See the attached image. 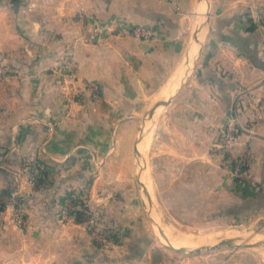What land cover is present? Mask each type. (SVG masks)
I'll use <instances>...</instances> for the list:
<instances>
[{
	"label": "crops",
	"instance_id": "0c3cea01",
	"mask_svg": "<svg viewBox=\"0 0 264 264\" xmlns=\"http://www.w3.org/2000/svg\"><path fill=\"white\" fill-rule=\"evenodd\" d=\"M6 14L0 5V53L23 60L0 74V264H260L239 249L181 260L155 245L132 123L177 89L151 135L152 154L173 158V202L203 201L212 219L264 217V0H25L14 25ZM228 127L232 155L251 151V181L218 149Z\"/></svg>",
	"mask_w": 264,
	"mask_h": 264
},
{
	"label": "rangeland",
	"instance_id": "374dc122",
	"mask_svg": "<svg viewBox=\"0 0 264 264\" xmlns=\"http://www.w3.org/2000/svg\"><path fill=\"white\" fill-rule=\"evenodd\" d=\"M25 0H0V5L6 6L9 9V14H6L5 17L7 18V23H11L14 25V22L16 21L17 17V11L19 9V6L24 3ZM4 32L8 33L7 28L4 29ZM11 33V32H10ZM8 48H13L12 46H8ZM20 49H22L21 46H19ZM7 49V48H6ZM24 52V47H23ZM22 50L20 53H22ZM9 54L6 56L4 54L0 53V74H12L15 73L18 69V62L23 60V58H14L13 52L8 50ZM27 63V61H26ZM25 63V64H26ZM62 75L60 77L56 76V79L61 81ZM197 93V92H196ZM196 95V94H195ZM193 96H186V98H192ZM158 98H156L157 100ZM155 100V101H156ZM153 105V104H152ZM152 106L146 107H139L137 109V120L133 122L134 126V142L135 140H140L139 135L141 134V125L143 123L145 134L147 135L146 131L149 129V140L146 145V153L145 158L147 159V156L149 155L151 157L152 152L156 151L153 146H151V135L155 134L158 130V124L157 119L160 114V118L163 117V115L172 113V107L173 104H170L168 106H159L157 109V112L153 116H149L148 110ZM170 109V110H169ZM175 114L179 115L180 111L177 110L174 111ZM167 124V123H164ZM159 130L163 132V122H161V126L159 127ZM133 142V146H134ZM138 148L140 149V141H138ZM148 149V150H147ZM156 155H153V158L149 162V169L144 172V175L147 176V178L144 180V183L146 182V189L148 190V195L140 187L139 184H137V192L136 194L143 199L144 204L143 207L140 209L142 210V216H146L148 221L143 218L147 223L152 227L154 230L155 235V244L157 247H164L160 248L164 251H167L169 253H172L173 255H179L181 260L184 257H189L195 253H187V252H177L167 246V243L169 240L170 242H173L176 240L177 235L186 234L191 237H194L195 243L189 246H197L200 244H203L200 240V238L204 237H224V236H236L239 238L236 240V243H242L244 241H255L258 239L264 240V217H246L237 219L234 216H229L228 218H214L212 219L209 214L205 215V209H204V202L198 201V203L188 202L187 200L182 201L178 198V201L176 203L173 202L174 192L173 187L168 186L169 182H172L173 177L176 176V171L172 169V161L173 158L170 154V157L162 156V157H155ZM141 157L138 153V155H135L134 153V163L137 161L138 163V175L140 172L141 167ZM140 161V162H139ZM154 162H157L158 164L154 165V169L152 168V165ZM165 163V166H162ZM163 168L169 167L170 169H157L156 167L159 166ZM152 168V169H151ZM141 177V176H140ZM160 183V184H158ZM178 193V192H177ZM176 193V194H177ZM187 193V192H185ZM180 198L182 196L179 195ZM190 194V192L187 193V195ZM153 215V216H152ZM159 225L164 231V233L159 232L156 225ZM263 231V232H260ZM245 236V237H244ZM218 238V239H219ZM242 238V239H241ZM217 239V240H218ZM179 246V245H177ZM242 251L244 253L245 259L251 262L254 260L255 262L259 261L260 264H264L263 256L260 254V251H264V245L260 247H236L235 245L228 246V245H222L218 248L214 249H208V250H202L198 253V257H201L204 259L206 255L214 254V253H226L229 251ZM178 253V254H177ZM216 255V254H215ZM218 255V254H217ZM255 264V263H254Z\"/></svg>",
	"mask_w": 264,
	"mask_h": 264
},
{
	"label": "built area",
	"instance_id": "2783aa9c",
	"mask_svg": "<svg viewBox=\"0 0 264 264\" xmlns=\"http://www.w3.org/2000/svg\"><path fill=\"white\" fill-rule=\"evenodd\" d=\"M171 1V0H166ZM99 28L94 26L91 28V35L88 38L95 37L99 33ZM131 32L140 37H149L151 31L145 26H134L131 28ZM87 38V37H86ZM51 128V127H50ZM238 131L237 129H232L230 127L224 129L220 136V143L218 149L224 151L226 155V166L229 168V171L232 176L237 177L241 180H252L250 174V165L252 164V154L248 146L245 144L241 149L238 150V153L232 155V148L237 142Z\"/></svg>",
	"mask_w": 264,
	"mask_h": 264
},
{
	"label": "water",
	"instance_id": "95a60500",
	"mask_svg": "<svg viewBox=\"0 0 264 264\" xmlns=\"http://www.w3.org/2000/svg\"><path fill=\"white\" fill-rule=\"evenodd\" d=\"M195 34H196V32H195ZM195 38H197L196 35H195ZM192 67H193V65L190 64V66L188 67L189 70L186 72V74H185L180 86L191 75ZM176 90L173 91L171 94H169L167 97L157 100L154 103V105H152V107L149 109V111H148L149 116H153L157 112V110H158L157 108L159 106L166 105L169 102V100L171 99V97H173V94H174V92H176ZM143 129H144V125L142 123L141 130H140L141 134L139 135V139H141V135H142V130ZM138 141H140V140H135V142H134V153H135V155H138V153L140 155V149L138 148V145H137ZM140 157H141V155H140ZM136 163H137V161H136ZM137 166H138V163H137ZM139 174H140V172H139ZM136 176H137V180H138V183H139L140 187L142 189H144V191L147 193V196L149 198L148 191L146 189V185L141 181L140 176L138 175V168H137ZM155 225H156L157 229L159 230V232L164 233V231L161 230L162 228L159 225H157V224H155ZM260 232H263V231H260ZM237 239L238 238L236 236H224V237L219 238L218 240H216L213 243H203V244H200V245H197V246H175L170 241L167 240L168 241L167 246L169 248L177 251V252L199 253L202 250L214 249V248H218V247H220L222 245H228V246L235 245L236 247H260V246L264 245V240L263 239H258V240H255V241H244L242 243H236Z\"/></svg>",
	"mask_w": 264,
	"mask_h": 264
},
{
	"label": "bare ground",
	"instance_id": "6f19581e",
	"mask_svg": "<svg viewBox=\"0 0 264 264\" xmlns=\"http://www.w3.org/2000/svg\"><path fill=\"white\" fill-rule=\"evenodd\" d=\"M194 51V50H193ZM193 51H192V53H193ZM191 57H193V56H191ZM191 60V59H190ZM189 67V66H188ZM186 69V68H185ZM188 70V69H187ZM179 73H181V72H179ZM182 74H183V72H182ZM181 74V75H182ZM178 75H180V74H178ZM184 75H185V73H184ZM181 79L183 80V78L181 77ZM174 80H172L171 79V81L169 82V83H167V85L163 88V90L160 92V93H164V94H169V92L172 90V87L174 86V82H173ZM175 91V90H174ZM161 107V106H160ZM159 110V109H158ZM144 136V135H143ZM142 136V137H143ZM145 146V145H144ZM144 150L146 151V147H144ZM141 162H142V159L140 160ZM139 161V162H140ZM141 164V163H140ZM140 168V167H139ZM142 181V180H141ZM153 216V215H152ZM245 237V236H244ZM176 240L175 241H173V242H171L173 245H175V246H177V245H179V246H189V245H192V244H194L195 243V239H194V237H191V236H189V235H186V234H181V235H177L176 237ZM219 237H215V236H213V237H204V238H200V240L201 241H204V243H213V242H215L217 239H218ZM238 238H239V236H238ZM242 239V238H241ZM169 241V240H168ZM260 254L263 256V259H264V251H260Z\"/></svg>",
	"mask_w": 264,
	"mask_h": 264
},
{
	"label": "trees",
	"instance_id": "16d2710c",
	"mask_svg": "<svg viewBox=\"0 0 264 264\" xmlns=\"http://www.w3.org/2000/svg\"><path fill=\"white\" fill-rule=\"evenodd\" d=\"M13 1H16V0H13ZM78 199L76 200V198H73L72 199V204H71V206H73V207H71L69 210L73 213V215L75 216V218L77 219V220H82V218H85V210H86V208L85 207H81V208H77V209H75V207H74V205H76V204H78Z\"/></svg>",
	"mask_w": 264,
	"mask_h": 264
}]
</instances>
